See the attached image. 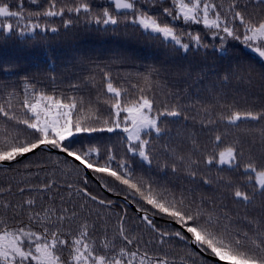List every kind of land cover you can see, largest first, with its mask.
I'll return each instance as SVG.
<instances>
[{
  "label": "snow or ice",
  "instance_id": "obj_1",
  "mask_svg": "<svg viewBox=\"0 0 264 264\" xmlns=\"http://www.w3.org/2000/svg\"><path fill=\"white\" fill-rule=\"evenodd\" d=\"M29 2L39 10L0 0V34L83 24L176 55L215 48L180 22L201 25L224 56L231 40L264 62V0ZM39 55L54 71L56 53ZM75 62L90 71L67 90H45L27 76L22 89L0 87V169L60 154L24 164L15 190L0 183V264H197V255L264 264V102L247 98L257 83L264 88V63L177 67L169 81L154 64L129 71L133 57L123 51L103 63L83 54ZM103 134H118L117 142L104 143ZM92 181L125 203L95 192ZM176 242L183 255L169 251Z\"/></svg>",
  "mask_w": 264,
  "mask_h": 264
},
{
  "label": "trees",
  "instance_id": "obj_2",
  "mask_svg": "<svg viewBox=\"0 0 264 264\" xmlns=\"http://www.w3.org/2000/svg\"><path fill=\"white\" fill-rule=\"evenodd\" d=\"M93 4L100 6L105 0H92ZM25 8L32 11L39 10L38 5L30 4L29 0H24ZM60 27V19L53 18L51 21ZM179 27L188 31L200 32L206 43L214 45L218 48V42L214 41L210 34L206 35V29L201 25H184L178 22ZM36 46L33 47L32 45ZM44 48L52 50L56 53V62L54 71L44 56L39 55ZM210 47L207 50L201 49L199 52L192 50L189 53L173 54L170 49L159 46L150 40L139 38L137 41H126L123 36H112L97 33L95 31H85L83 24L75 26L73 29L66 30L62 27L60 32L53 34L51 32H37L31 36L19 37L0 34V87H6L11 90L13 87L22 89L23 79L25 76L30 80L37 82L38 86L45 90L63 89L67 90L69 82L85 80L90 71V65L81 66L75 62L76 57L80 54L86 55L94 63H103L108 61L116 51L127 52L133 57L134 67H130L129 71H143L148 65H156L163 70L164 75L169 81H175L178 78L174 72L177 67L181 68H217L221 69L235 58H242L246 62H251L257 69L264 62L259 61L253 53L245 49L242 44L237 41H228L225 45L229 55L224 56L221 52ZM7 70V71H6ZM114 74L122 75V69H115ZM55 75L56 82L53 83L50 77ZM181 88L184 85H180ZM233 88L243 87L232 85ZM91 88V85H88ZM88 88H82L84 94H87ZM195 93L196 88L189 89ZM248 99L255 100L257 104L264 102V88L257 85L250 89ZM190 123V122H189ZM171 127V125H169ZM199 126L193 131H198ZM175 134V132H173ZM118 134H103L104 143H116ZM204 139V137H201ZM60 156L55 153H41L38 157L33 156L30 160H25L21 164L14 165L12 171L0 169V183L8 184L11 182L15 190V183L24 179L23 176H17V171L24 173V164H34L35 161L56 160ZM62 159V157H61ZM36 169L33 168L32 171ZM15 178V179H13ZM168 179H171L170 177ZM92 189L108 198L114 199L116 204L125 203L115 197H109L103 193L95 181L90 184ZM62 195L64 193H61ZM9 199H19L18 196L9 197ZM130 215L134 217V211L130 208ZM163 226L162 221H157ZM136 223H139L136 221ZM171 227V226H169ZM150 234L145 233V239ZM179 242L169 249L173 255H183L186 250L178 246ZM197 264H215L205 257L197 255L195 257Z\"/></svg>",
  "mask_w": 264,
  "mask_h": 264
},
{
  "label": "water",
  "instance_id": "obj_3",
  "mask_svg": "<svg viewBox=\"0 0 264 264\" xmlns=\"http://www.w3.org/2000/svg\"><path fill=\"white\" fill-rule=\"evenodd\" d=\"M52 153H55V154H58V153H56L55 151H53ZM58 155H60V154H58ZM109 197H115V196H111L110 194H108V193H106ZM115 198H117V199H119V200H122L123 201V199L122 198H119V197H115ZM130 208H131V206H130ZM132 209V208H131ZM133 210V209H132ZM134 211V210H133ZM205 258H207L208 260H210V261H212L213 263H215V261L213 260V258H211V257H205Z\"/></svg>",
  "mask_w": 264,
  "mask_h": 264
}]
</instances>
